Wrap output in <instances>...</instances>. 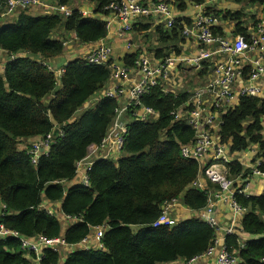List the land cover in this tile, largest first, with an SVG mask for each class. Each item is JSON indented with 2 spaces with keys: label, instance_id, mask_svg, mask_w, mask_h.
<instances>
[{
  "label": "trees",
  "instance_id": "trees-1",
  "mask_svg": "<svg viewBox=\"0 0 264 264\" xmlns=\"http://www.w3.org/2000/svg\"><path fill=\"white\" fill-rule=\"evenodd\" d=\"M69 1L59 0V4L67 5ZM90 1L95 5L93 15L85 16L80 9H73L68 17L58 13L32 15L27 8L19 10L14 21L0 24V49L8 54L30 53L17 57L0 71V200L5 206L0 223L27 237H62L60 220L41 209L43 199L61 201L66 215L80 219L64 234L68 245L91 236L93 227L107 226L103 249L79 248L67 256L65 264H167L190 260L204 253L214 239V229L204 220L192 218L172 226L153 227L164 205L174 198H182L191 210H202L209 202L208 192L193 184L200 173L199 161L182 154V147L194 141L195 131L188 125L186 114L180 119L171 114L187 102L190 93H165L160 86L153 88L142 103L158 116L129 123L124 154L96 161L88 171L89 186L66 187L76 177L77 162L87 156L89 147L101 144L118 107L116 99L103 97L76 116L112 78L109 67L76 59L58 79L42 62L64 51V41L51 38L56 30L75 32L82 43L107 36L106 16L110 11L106 7L116 0ZM248 1L264 5V0ZM176 3L179 10L187 7L186 0ZM223 15L237 22L236 34L246 33L242 11ZM184 23L177 18L167 31L157 27L163 46L156 50L157 57L180 54L179 43L185 41ZM135 60L136 55L125 57L130 67ZM205 72L207 69L202 75ZM52 92L54 96L48 99ZM222 116V142L230 141L232 152L260 143V169L264 171V99L242 96L239 104ZM55 123L62 126L64 136L52 145L49 155L33 165L27 152L19 149L20 140L45 137ZM227 167L231 178L242 174L238 162H230ZM234 197L247 210L241 231L259 238L241 246L239 234L234 233L227 236L226 245L237 252L241 264H264V194L245 196L237 192ZM133 226L141 229L135 231ZM34 258L35 254L23 249L18 238L0 239V264H33ZM59 261V252L45 250L42 264Z\"/></svg>",
  "mask_w": 264,
  "mask_h": 264
},
{
  "label": "built area",
  "instance_id": "built-area-1",
  "mask_svg": "<svg viewBox=\"0 0 264 264\" xmlns=\"http://www.w3.org/2000/svg\"><path fill=\"white\" fill-rule=\"evenodd\" d=\"M216 1L205 0L211 5L215 4ZM33 6L50 8L66 17L72 15V9L66 5L48 6L42 4L40 0H2L0 2V20L5 14ZM106 9L112 14L107 21L108 32L113 30V26H115L120 35L132 30L133 19L156 17L160 22H163L167 29L172 28L176 23L174 7L166 0L148 3L142 0H116L111 2ZM82 14L86 15L87 12L82 11ZM220 23L221 17L214 10L203 12L189 24L184 23L183 34L186 37L197 38L201 46L198 56L184 60L199 62L216 58V65L210 82L206 86L198 87L183 105L186 109L183 111L179 107L171 114L174 119H180L186 114L188 125L195 131L194 141L182 147V154L185 158L200 161L215 148L216 159L229 163L230 160L224 146L216 143L212 129L215 124L221 125L222 123V120L217 121V114L223 112V105L230 104L231 101L242 96L264 98V17L247 28L245 34L226 36L219 33L217 29L221 28ZM26 53L30 56L29 52ZM84 59L91 64L109 67L112 78L120 79L121 82L109 89L104 96L116 100L124 99L122 104L118 100L119 105L115 110V116L101 144L91 145L87 156L77 162L76 178L80 185L89 186L88 171L92 165L98 160L117 158L122 153L128 135L129 123L132 120L146 121L158 114L152 107L144 106L142 98L149 94L153 88L161 87V80L169 75L170 68L181 59L169 56L158 64H152L149 56L146 53H141L136 58L134 65L130 67L113 60V48L109 44L97 45L84 56ZM39 60L42 61V59ZM42 62L48 69L52 70V67L45 60ZM134 70H138L142 76L139 81L127 86L123 80L127 79ZM65 71L66 68L56 71V77L60 79ZM210 95L213 96V99L209 102L208 96ZM62 136H64L62 126L55 123L53 131L32 143L27 150L32 164L38 165L43 155H49L52 145ZM260 163L261 161L257 163L252 170L253 172L245 177L240 186L237 180L229 176L227 169L220 168L218 165L215 167L209 165L205 168V175L208 180L218 186L219 190L216 197L230 203L234 218L246 211V208L242 207L234 196L237 192L245 196L251 195L249 177L255 174L264 175V171L260 169ZM193 184L197 188L202 187L198 181ZM177 201V198H174L164 205L160 216L153 222V227L172 226L177 223L169 215L170 206ZM206 209L207 213L202 217V220L214 229V239L204 253L186 260V264H194L197 259L203 256H216L214 264H241L237 252L230 251L227 245L220 248L221 238L219 234H234V227L232 225L222 226L214 216V202L211 199ZM47 212L50 215L54 214L52 210H47ZM66 218L70 219L72 216L67 215ZM74 218L80 220L78 217ZM91 229L96 241L95 245L90 243L91 236L89 234L81 242L74 244L76 249L104 248L102 238L107 229L106 224ZM10 236L18 238L23 249L35 254L33 264H42L46 249L52 248L55 252L60 253L62 245H68L63 237L49 238L44 235L27 237L7 230L0 223V239ZM262 261L264 262V257Z\"/></svg>",
  "mask_w": 264,
  "mask_h": 264
},
{
  "label": "crops",
  "instance_id": "crops-1",
  "mask_svg": "<svg viewBox=\"0 0 264 264\" xmlns=\"http://www.w3.org/2000/svg\"><path fill=\"white\" fill-rule=\"evenodd\" d=\"M2 0H0L1 2ZM42 4H46L48 6H55L59 4V0H40ZM145 3L151 1H158V0H142ZM170 2L174 7L175 17L176 19H181L185 23L193 22L198 16H200L203 12L207 10H215L221 12V28L222 34L226 36L229 35H236V25L237 22L231 19H227L224 17V13L227 11H242L243 12V27L249 28L252 26L256 21L261 20L264 17V5H258L250 3L248 0H245L241 3L237 2L236 0H217L215 4H208L206 2L202 4H191L189 0H186L187 7L185 10H179L177 7L176 0H166ZM69 8L73 9H80L82 11H86L87 15H93L94 10V3L90 0H70L69 4H67ZM19 10H16L14 13L5 14L2 16L0 20V24L10 23L15 20L16 14ZM29 12L32 15H42V14H57L59 12H55L50 8L45 9L42 6H33L29 7ZM111 13L109 16H106V20L108 21L111 18ZM106 21V22H107ZM187 21V22H186ZM133 28L136 26L139 30H132L130 32H124L122 35L118 33L116 27L113 26V30L108 32L105 38L100 39L96 42L90 43H82L78 40L77 35L75 32H68L64 30H56L51 34L52 39L63 40L65 44V48L63 53L58 56L46 59V62L49 66L52 67V71L56 74V71L62 70L66 68V66L73 60L81 59L86 56L87 53L91 52L94 47L99 44H109L113 48V60L119 63H125V57L128 54L136 55V58L141 53H146L149 56L150 61L152 64H158L164 60L162 57H157L156 50L161 49L163 46L160 42V33L157 30L158 26H163V22H160L156 17H149V18H140V19H133ZM147 25V26H146ZM141 29V30H140ZM164 30L167 31V28L164 27ZM182 35L185 39L183 43H179L181 48V52L179 55L176 53H172L170 57H178L179 60L172 68L169 70V75L161 80V88L165 93H190L189 98L192 96L193 92L201 86H206L213 75L214 68L216 65V58L211 60H202L199 62H189L184 60L185 58H193L199 55L200 51V44L195 37H186L183 32ZM154 43V44H149ZM29 54L26 52L16 53V54H8L6 51L0 49V71L3 72L5 70L6 64L15 60L17 57H27ZM169 57V56H168ZM61 60V61H60ZM60 61V62H59ZM58 67L55 68L52 66ZM128 65V64H127ZM60 67V68H59ZM207 69V72L203 73L202 71ZM141 73L138 70H134L130 73L127 79L123 80L127 86L133 84L136 81H139L141 78ZM119 82L120 79H116L115 77L111 78L107 85L99 91L97 94L94 95V98L91 99L88 104L92 101V106L96 105L99 100L105 97V93L114 88ZM59 83V81H58ZM192 83L198 84L195 88H193ZM54 96V92L48 95V99ZM240 98H236L235 100L231 101L230 104L223 105V112L218 115L217 121L222 120V115L226 113L229 109L235 108L239 102ZM213 96H208V101H212ZM264 99V98H262ZM122 104L124 99H118ZM118 105H119V101ZM91 107V106H89ZM184 106H181V110H185ZM158 114L154 117H157ZM222 124V123H221ZM262 125L263 130L261 132L263 139H264V117L262 118ZM221 126L219 124H215L212 129L213 136L216 139V143L224 146L225 152L229 157L230 162H238L243 171L239 176L232 177L237 180L238 185L240 186L241 183L245 180V177L250 175L256 167L257 163L261 161L260 153H261V145L260 143H252L249 147L242 151H231V142H222L220 133H221ZM42 137H33V138H25L20 140L19 149L26 151L30 147V145ZM124 153H121V156ZM216 151L213 148L202 160L199 161L200 164V173L195 181H198L200 184L204 186V190L208 192L209 201L210 199L214 202V216L219 220V222L224 227L233 226L235 229V233H238L240 236L241 246H245L247 242L258 239L259 237L254 238L249 234H246L241 231L242 229V219L247 212V210L234 218V212L230 207V203L227 201L219 200L216 197V193L219 190L217 185L211 183L205 175V168L209 165L211 167H215L218 165L220 168H225L229 173V168L227 167L228 163H225L222 160H217L215 157ZM118 156V157H119ZM229 162V163H230ZM231 176V175H230ZM79 184L78 179L75 177L70 182L66 183L67 189L71 188L74 185ZM80 185V184H79ZM249 190L251 195H260L264 194V175H252L249 177ZM177 202L172 204L169 209V215L174 218L178 223L192 219V218H200L207 213L206 207L202 210H191L187 206H185L182 198H177ZM43 203L41 204V209L44 210H52L54 212L53 215H56L57 218L60 220L62 224V237L64 238V234L66 230L73 224L77 223L79 220L72 217L70 219L66 218V214L61 210L62 202H50L47 199H43ZM209 203V202H208ZM43 206V207H42ZM4 204L0 200V218L2 216ZM233 222V223H232ZM135 231H139L141 227L133 226ZM220 240V248L221 246H226V238L228 235L219 234ZM90 243L95 245L96 241L93 235H91ZM76 245H62L61 252H60V261L59 264H65V260L69 254L78 250L75 247ZM81 249V248H80ZM216 256L209 257L203 256L194 264H214ZM167 264H186V260L178 259L176 261H172Z\"/></svg>",
  "mask_w": 264,
  "mask_h": 264
},
{
  "label": "rangeland",
  "instance_id": "rangeland-1",
  "mask_svg": "<svg viewBox=\"0 0 264 264\" xmlns=\"http://www.w3.org/2000/svg\"><path fill=\"white\" fill-rule=\"evenodd\" d=\"M58 14H60V13H58ZM149 44H154V43H149ZM60 61H61V60H60ZM60 61H59V62H60ZM50 64H52V63H50ZM52 66L55 67V68H58V67L54 66L53 64H52ZM59 68H60V67H59ZM197 85H198V84L192 83L193 88H195ZM93 98H94V97H93ZM93 98H92V99H93ZM92 102H93V101H92ZM92 102H91L90 104H88L87 107L92 106V105H93ZM84 109H86V107H84V108H82L81 110H79V111L76 113V116L80 115Z\"/></svg>",
  "mask_w": 264,
  "mask_h": 264
},
{
  "label": "bare ground",
  "instance_id": "bare-ground-1",
  "mask_svg": "<svg viewBox=\"0 0 264 264\" xmlns=\"http://www.w3.org/2000/svg\"><path fill=\"white\" fill-rule=\"evenodd\" d=\"M202 185V184H201ZM204 188V186L202 185V187L201 188H199V189H201V190H204L203 189ZM4 226V225H3ZM5 227V226H4ZM6 228V227H5ZM7 230H9V231H11L10 229H8V228H6ZM13 232H15V233H18V234H20V235H23V234H21V233H19V232H17V231H13ZM25 236V235H24ZM51 250H53L52 248H51ZM54 251V250H53Z\"/></svg>",
  "mask_w": 264,
  "mask_h": 264
}]
</instances>
